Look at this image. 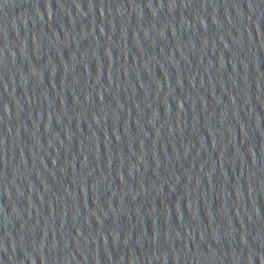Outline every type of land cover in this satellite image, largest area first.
<instances>
[{
    "label": "water",
    "instance_id": "1",
    "mask_svg": "<svg viewBox=\"0 0 264 264\" xmlns=\"http://www.w3.org/2000/svg\"><path fill=\"white\" fill-rule=\"evenodd\" d=\"M0 264H264V0H0Z\"/></svg>",
    "mask_w": 264,
    "mask_h": 264
}]
</instances>
